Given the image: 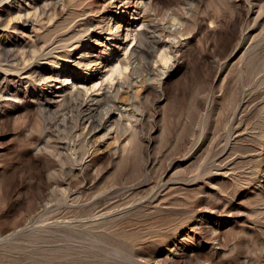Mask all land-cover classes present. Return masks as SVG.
Masks as SVG:
<instances>
[{
    "label": "rangeland",
    "instance_id": "1",
    "mask_svg": "<svg viewBox=\"0 0 264 264\" xmlns=\"http://www.w3.org/2000/svg\"><path fill=\"white\" fill-rule=\"evenodd\" d=\"M100 1L0 0L6 23L18 14L32 22L21 32L9 28L14 38L1 37L20 54L50 50L25 61L54 68L63 50L74 59L83 49L72 43L79 23L93 27L105 9L118 11ZM263 4L149 0L148 25L134 23L140 40L124 38L126 53L112 49L124 64L137 48L127 69L111 81L105 68L83 82L85 69L76 74L74 89L88 98L108 95L101 115L124 105L130 114L106 122L88 142L79 113L62 124L64 114L78 111L75 95L45 108L42 92L51 88L31 80L19 97H0V264H264V200L254 174L262 155L248 138L235 139L227 157L220 154L227 131L231 139L259 123L264 78L255 76L264 70V21L251 8ZM4 59L0 54L1 77L19 86L25 69L3 70ZM64 77L54 89L71 86ZM96 199L107 221L91 236L84 223L97 216L89 209ZM204 205L220 215L201 222L196 214Z\"/></svg>",
    "mask_w": 264,
    "mask_h": 264
},
{
    "label": "bare ground",
    "instance_id": "2",
    "mask_svg": "<svg viewBox=\"0 0 264 264\" xmlns=\"http://www.w3.org/2000/svg\"><path fill=\"white\" fill-rule=\"evenodd\" d=\"M57 1V0H56ZM149 0H101L100 4L106 5V6H115L118 11L115 10L114 12H108V10H104L102 12V17H99V22L93 27L92 21L87 24V19L85 21V24L79 23V25H83L80 29H76L74 31V34L72 37L75 38L72 43L75 44V47H83V49L80 51V54L77 56V58L69 59L71 56L68 55L67 50H63L62 52V59L55 58L53 59L52 66L54 68L48 69V68H39L38 66L34 65V60L38 55H46L51 54L50 50L43 49L44 53L41 52V54L33 53L30 55V53L27 54H20L19 50L15 49V44L12 41H7L6 39H2L1 36L5 38H14V35H17V32H21L22 26H24L26 23H32L31 19L28 17H21V14H18L15 18V22H10V24L6 23L3 18L0 15V27L3 26V28L6 30L5 32L2 31V28H0V54H3L5 57L4 62L2 66H4L3 70L11 71V72H19L20 70L25 69V80L19 79V86H7L8 84V77L4 75L1 77L0 75V97H3L4 95H10L12 97H19L20 94H23L21 89V84H29L31 80H43L45 84L48 85L49 88H51L50 93H44L42 92V100L43 105L45 108H49L50 105H62L65 102H67L68 99H72V96L75 95V101L74 104L77 106L78 111H71V113H67L66 115H63V121L62 124H65L67 122H70L72 118L74 117V113L78 114V121L80 122L81 126L83 127L84 134L86 133L87 142L90 140V138L96 134V132L103 129V126L106 124V122H111V120L115 119V121L124 122V120L121 119H127L129 117V110H127L126 106L123 107H116L118 110L117 114H114L111 112V110L107 109L104 114L101 115L100 106L101 101L108 95H102L101 97L97 98H88L85 96V93L83 92L84 89L79 88L76 86V88H73V85L76 84L77 81H75L80 69H85V76L80 75L81 78L79 81H84L89 79V77L92 79L95 75H97L101 68H105L102 70V75H105L106 79H109L110 81L113 80V78L116 75H120L123 73L127 67L128 64H131V58L132 55H135L138 53V50L136 47L130 50V52L125 55L122 58V62L124 64L120 63L119 59L117 58L118 51H113V48L121 47L120 49L125 48V53L127 52V47L123 46L124 44V38H127L129 36L136 37L138 40H140V36L142 35L141 31H136L134 28L135 26L139 24H142L144 27L148 25L146 23V7ZM99 4V5H100ZM254 7V6H253ZM251 8V13L254 14L255 18L263 19L264 21V4L257 7V9ZM40 7V9H42ZM104 8V7H103ZM103 10V9H102ZM101 11V10H100ZM99 11V12H100ZM122 13V14H120ZM126 16V17H125ZM101 22V23H100ZM101 25H100V24ZM97 25H100V29H96L95 27ZM9 28H12L13 31H15V34H11L10 31H8ZM147 30V29H146ZM3 32V33H2ZM145 33V31H143ZM142 41V40H141ZM13 42V43H12ZM158 45V40L155 43V46ZM65 46H68V43L65 44ZM40 51V50H39ZM165 49H163L159 54V59L166 64L167 60L169 59L168 54H164ZM103 54V55H102ZM26 55H30L31 60L27 63L25 60ZM112 55V56H111ZM68 58L69 60L65 61L64 59ZM29 59V58H28ZM264 65V64H263ZM11 69V70H10ZM64 80L71 79V86H67L65 88H59L54 89V81L60 79L62 76H65ZM71 76V77H70ZM260 78H264V70L255 76L256 80H259ZM2 79H5V82L2 83ZM13 80V79H12ZM12 84V83H11ZM160 85V84H159ZM93 86V85H92ZM90 86H88L89 88ZM53 88V89H52ZM66 89V90H65ZM133 88L127 89V93H131L133 96L134 91H132ZM160 89V88H159ZM9 97V96H8ZM264 99V98H263ZM91 101L95 104V106H92ZM263 101V100H262ZM90 102V103H89ZM243 103V100L239 103L238 107ZM115 108V107H114ZM81 111V112H79ZM85 111V112H84ZM74 112V113H73ZM84 112V113H83ZM259 112V123L257 126H252L251 132H245L244 127L242 132L235 134L234 137L230 136L228 137V131L226 133L225 141L221 147L220 154H226V157L228 156V148H233V144L235 139L237 138H248L249 141V147L251 146V149L255 151L256 155H262L260 159L256 162V170L254 174L257 175V183L260 185V190L258 191L259 195H262L264 200V183L262 182L264 180V162H262V159L264 158V101L263 104L261 102V105L258 109ZM233 120H236L235 117H232ZM240 121H237V124H239ZM111 124V123H110ZM122 124V123H121ZM126 126V125H125ZM253 141V143H252ZM97 144V143H96ZM96 144H93V147H95ZM91 146V145H90ZM92 153H90L91 156ZM92 157V156H91ZM90 157V158H91ZM89 158V159H90ZM92 159V158H91ZM217 160V159H214ZM228 163V162H227ZM172 162L169 163L171 165ZM225 164V163H224ZM217 170L224 167V165L220 166L219 164L215 166ZM262 171V174H258V172ZM169 172V169L165 170L163 173V176H165ZM112 197V196H111ZM115 197V196H114ZM151 198V197H150ZM102 200V199H101ZM100 199H96L93 201H90L89 209L93 208L94 213L90 214L91 217L97 215L96 217L92 219H88L84 225L87 227L88 234L91 236H99L98 232H94L92 228H94L97 224L107 221L106 218L103 219L104 212L101 210L103 209ZM146 200V199H145ZM151 202V200H149ZM142 206V205H141ZM214 206V205H213ZM216 207V206H215ZM215 207H210L208 205H204L199 208L201 211V214H196L198 216V219L201 220L205 217L207 219H214L215 217H218L220 214L216 213L218 210ZM215 208V209H213ZM210 210L208 215L204 213L206 210ZM102 215V216H100ZM113 215H109L108 217H112ZM100 216V217H98ZM107 217V218H108ZM207 221V220H206ZM198 223H200L198 221ZM211 228V227H210ZM212 229V228H211ZM205 234V233H204ZM203 234V235H204ZM199 236H202L201 234ZM198 236V237H199ZM184 248V247H183Z\"/></svg>",
    "mask_w": 264,
    "mask_h": 264
}]
</instances>
